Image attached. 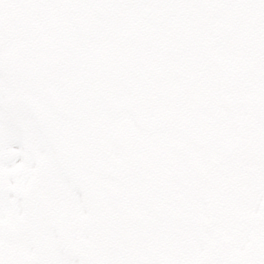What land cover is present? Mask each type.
Wrapping results in <instances>:
<instances>
[{
	"label": "snow or ice",
	"instance_id": "6c2138e0",
	"mask_svg": "<svg viewBox=\"0 0 264 264\" xmlns=\"http://www.w3.org/2000/svg\"><path fill=\"white\" fill-rule=\"evenodd\" d=\"M0 264H264V0H0Z\"/></svg>",
	"mask_w": 264,
	"mask_h": 264
}]
</instances>
